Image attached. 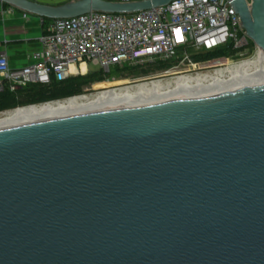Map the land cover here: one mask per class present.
<instances>
[{"label":"water","instance_id":"95a60500","mask_svg":"<svg viewBox=\"0 0 264 264\" xmlns=\"http://www.w3.org/2000/svg\"><path fill=\"white\" fill-rule=\"evenodd\" d=\"M132 3L0 0L44 19ZM264 51V0H229ZM0 264H264V85L0 130Z\"/></svg>","mask_w":264,"mask_h":264},{"label":"built area","instance_id":"2783aa9c","mask_svg":"<svg viewBox=\"0 0 264 264\" xmlns=\"http://www.w3.org/2000/svg\"><path fill=\"white\" fill-rule=\"evenodd\" d=\"M104 1L132 3L144 0ZM247 2L250 4L251 0ZM4 5L0 3V14L5 13ZM48 31L40 38L42 49L33 53V64L29 67L12 69L7 53H0V94L17 92L36 83L50 84L53 76L57 80H65L71 75H81L82 66L86 64L88 68L90 63L97 64L106 76L113 67L126 69L144 67L157 61H178L177 65L165 71L168 74L180 64L188 65L189 71L201 69L207 62L192 60V55L201 51L233 45L240 50L238 55L243 60L229 66L251 61L260 52L256 45L251 49L252 40L229 0H174L166 6L133 14L90 12L53 20ZM227 67L219 66L211 74ZM104 81L112 82L108 78ZM84 95L86 91L68 98ZM18 108L4 110L0 114Z\"/></svg>","mask_w":264,"mask_h":264},{"label":"bare ground","instance_id":"6f19581e","mask_svg":"<svg viewBox=\"0 0 264 264\" xmlns=\"http://www.w3.org/2000/svg\"><path fill=\"white\" fill-rule=\"evenodd\" d=\"M82 70L83 73L86 72V64L82 66ZM257 85H264V51L262 50L256 59L231 65L218 71L217 74L201 76L185 74L175 80H168L167 83L161 80L151 81L4 112L0 114V130L69 115H85L103 109L152 104L169 99L196 98Z\"/></svg>","mask_w":264,"mask_h":264},{"label":"trees","instance_id":"16d2710c","mask_svg":"<svg viewBox=\"0 0 264 264\" xmlns=\"http://www.w3.org/2000/svg\"><path fill=\"white\" fill-rule=\"evenodd\" d=\"M52 19H44L51 21ZM255 43L251 42V49H254ZM239 49L233 45L218 47L212 51H201L192 55V60L197 63L210 62L220 58H235L238 57ZM212 63L214 65L226 63L218 60ZM178 61H157L144 67H134L131 76H146L155 71H166L177 65ZM106 80V76L102 71L89 72L84 75L70 76L65 80H57L54 76L50 84H34L17 90V92L6 91L0 94V112L18 108V106L34 105L39 103H47L54 100L68 99V97L82 95L85 88L95 82ZM105 86L113 85L112 82H105ZM109 90V89H107Z\"/></svg>","mask_w":264,"mask_h":264},{"label":"crops","instance_id":"0c3cea01","mask_svg":"<svg viewBox=\"0 0 264 264\" xmlns=\"http://www.w3.org/2000/svg\"><path fill=\"white\" fill-rule=\"evenodd\" d=\"M38 1L53 4L63 2L62 0ZM4 10L5 13L0 14V53H7L12 69L29 67L33 64L31 58L33 53L42 49L40 38L49 32L53 20L44 21V18L36 14L25 13L8 4L4 5Z\"/></svg>","mask_w":264,"mask_h":264},{"label":"rangeland","instance_id":"374dc122","mask_svg":"<svg viewBox=\"0 0 264 264\" xmlns=\"http://www.w3.org/2000/svg\"><path fill=\"white\" fill-rule=\"evenodd\" d=\"M62 1L63 2L59 1L58 4L66 2V1L64 2V0H62ZM40 2H42V1H40ZM43 3H46V2H43ZM249 57H251V56H249ZM242 58L243 57H241V56L235 57L234 59L229 58V57L228 58H220V59H218L219 61L222 60V61H225L226 63L214 65L216 63H212V62L218 61V60H214V61H210V62H207L204 65H202L201 69L192 70V71H189L188 65L180 64L179 65L180 67L171 69V71L168 74L165 71H163V72L155 71V72H152L151 74L146 75V76H135V75L131 76L132 72L134 73V71H135L134 67H128L126 69H120L119 67H117V68L113 67L111 72L106 75V78L112 80L113 85L105 86L104 83L106 81L95 82V83L87 86L85 88V91H86V95H92V94H96L98 92H101V90H104V89H110V88L112 89V88L125 87V86H135L136 84H141V83H146V82L149 83L151 81H157V80H159V81L161 80L162 82L164 81V83H167L168 80L169 81L175 80V79H177V77H181L185 74L186 75H192V76H199L198 74H200V75L211 74L219 66L227 67L230 64H233L237 61L243 60ZM246 58H248V57H246ZM254 59H256V58H254ZM87 69L89 70L90 73L100 71V67L94 63H90ZM132 69H134V71Z\"/></svg>","mask_w":264,"mask_h":264}]
</instances>
